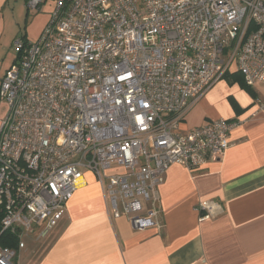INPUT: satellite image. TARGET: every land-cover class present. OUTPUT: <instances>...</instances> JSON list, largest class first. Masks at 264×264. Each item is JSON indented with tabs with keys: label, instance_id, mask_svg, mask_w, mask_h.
Here are the masks:
<instances>
[{
	"label": "built area",
	"instance_id": "obj_1",
	"mask_svg": "<svg viewBox=\"0 0 264 264\" xmlns=\"http://www.w3.org/2000/svg\"><path fill=\"white\" fill-rule=\"evenodd\" d=\"M55 1L39 41H15L0 81L1 235L18 240L0 245V264L48 236L85 172L114 219L160 230L169 168L196 172L222 159L240 125L183 132L189 110L228 74L264 85V0Z\"/></svg>",
	"mask_w": 264,
	"mask_h": 264
},
{
	"label": "crops",
	"instance_id": "obj_2",
	"mask_svg": "<svg viewBox=\"0 0 264 264\" xmlns=\"http://www.w3.org/2000/svg\"><path fill=\"white\" fill-rule=\"evenodd\" d=\"M9 2L0 0V81L16 60L4 15ZM217 120L240 121L231 147L200 171L169 168L158 189L160 230L137 231L126 217L114 219L87 172L63 219L44 239H29L16 264H264V85L219 81L181 128Z\"/></svg>",
	"mask_w": 264,
	"mask_h": 264
},
{
	"label": "rangeland",
	"instance_id": "obj_3",
	"mask_svg": "<svg viewBox=\"0 0 264 264\" xmlns=\"http://www.w3.org/2000/svg\"><path fill=\"white\" fill-rule=\"evenodd\" d=\"M55 10V0H45L40 9H28L24 0H10L4 10V15L6 21L12 27L13 45L15 41L21 39L29 43H37L47 26L51 23ZM13 50L12 53L15 55ZM6 113L7 108L5 106L0 107V118H4ZM16 259L14 260L15 264Z\"/></svg>",
	"mask_w": 264,
	"mask_h": 264
},
{
	"label": "trees",
	"instance_id": "obj_4",
	"mask_svg": "<svg viewBox=\"0 0 264 264\" xmlns=\"http://www.w3.org/2000/svg\"><path fill=\"white\" fill-rule=\"evenodd\" d=\"M224 79L229 80V81L230 80H232V81H238V82L242 83V85L245 88L250 89V87L246 85L243 76L241 74H239V73H234L233 75L232 74H228V75H226L224 77ZM2 218H3V213H2V210L0 208V245L2 247H5V248L14 249V248L17 247V244H18V240L16 239V237L12 236L11 234H9L7 232H5V233H3L1 235V231H2V226H1Z\"/></svg>",
	"mask_w": 264,
	"mask_h": 264
},
{
	"label": "bare ground",
	"instance_id": "obj_5",
	"mask_svg": "<svg viewBox=\"0 0 264 264\" xmlns=\"http://www.w3.org/2000/svg\"><path fill=\"white\" fill-rule=\"evenodd\" d=\"M82 183H83V181H82Z\"/></svg>",
	"mask_w": 264,
	"mask_h": 264
}]
</instances>
